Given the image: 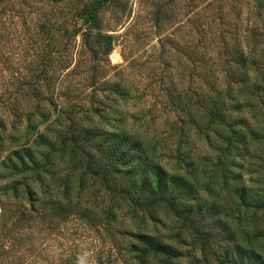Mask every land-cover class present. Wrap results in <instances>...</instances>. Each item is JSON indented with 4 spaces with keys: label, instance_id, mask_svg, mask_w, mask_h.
Returning a JSON list of instances; mask_svg holds the SVG:
<instances>
[{
    "label": "rangeland",
    "instance_id": "1",
    "mask_svg": "<svg viewBox=\"0 0 264 264\" xmlns=\"http://www.w3.org/2000/svg\"><path fill=\"white\" fill-rule=\"evenodd\" d=\"M26 2L40 3L0 0V264H264V207L237 193L264 189V138L248 134H264V0H117L69 41L39 31ZM87 126L136 139L223 212L191 223L165 204L138 208L114 168L107 183L86 169L106 162L96 146L61 144ZM133 231L178 255H143ZM236 242L255 256L232 253Z\"/></svg>",
    "mask_w": 264,
    "mask_h": 264
},
{
    "label": "trees",
    "instance_id": "2",
    "mask_svg": "<svg viewBox=\"0 0 264 264\" xmlns=\"http://www.w3.org/2000/svg\"><path fill=\"white\" fill-rule=\"evenodd\" d=\"M35 1L40 3L30 5L29 2H26L24 4L29 8L26 13L29 10H33L30 7L40 9V12L35 16L39 31L50 32L54 29L60 31L62 36L65 35V40L69 41L71 38H75L77 34L83 35V39L86 40L91 33V25L99 20V12L102 7L108 3H115L117 0ZM67 1L70 2L65 3ZM96 33H94V36L98 40L108 35L102 34L100 30H97ZM62 36H60V40ZM98 42L101 43V41ZM91 49L94 51L93 47ZM104 49L106 50L105 52L109 50L108 48ZM67 59V63L59 68V72H63L65 67L69 66L70 60L74 59L71 50L68 51ZM69 134L61 139V144L63 145L66 143V139H69L76 145L77 141L82 139L96 146L106 162L102 166L94 165L91 158L87 157L86 169L91 172L102 170V177L106 181L109 177L108 171L114 168L118 179V191L138 208H145L151 214L156 206L165 204L174 214L191 223L194 221L195 216L203 217L204 214L215 216L223 212V209L214 202L206 203V199L199 195L196 186L187 177L179 173L170 172L159 162L150 159L146 153L141 151L137 140L132 139L124 132L106 130L97 126H87L82 127L80 131L72 130ZM236 134L237 130L229 125V132L224 136L227 144H233V141L237 140ZM248 134L254 139L264 138L261 129L249 128ZM42 142L49 144L48 146H54L53 141H50L49 138L39 143ZM233 145L236 146L235 144ZM86 154L90 153L86 152ZM26 156L32 161L29 154H26ZM18 157L21 160V164L25 163L20 155ZM237 193L241 205L253 208L264 207V189L240 186L237 188ZM224 229L225 231H223L228 233V237L234 233V231L229 229L228 225ZM131 234L134 237L132 246L143 253V255L160 254L162 259H167L177 256L179 253L174 245L152 233L133 231ZM233 245L231 246L232 253L237 255L241 253L243 256L248 253L249 257L252 258L255 256L254 250L244 247L238 242ZM256 261H259V259ZM259 264H262V260L259 261Z\"/></svg>",
    "mask_w": 264,
    "mask_h": 264
},
{
    "label": "water",
    "instance_id": "3",
    "mask_svg": "<svg viewBox=\"0 0 264 264\" xmlns=\"http://www.w3.org/2000/svg\"><path fill=\"white\" fill-rule=\"evenodd\" d=\"M116 39H117V36L115 35V36H114V42H116Z\"/></svg>",
    "mask_w": 264,
    "mask_h": 264
}]
</instances>
